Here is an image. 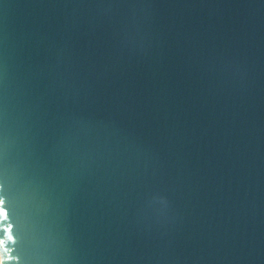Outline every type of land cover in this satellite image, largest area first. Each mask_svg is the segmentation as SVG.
I'll list each match as a JSON object with an SVG mask.
<instances>
[{"label":"water","instance_id":"water-1","mask_svg":"<svg viewBox=\"0 0 264 264\" xmlns=\"http://www.w3.org/2000/svg\"><path fill=\"white\" fill-rule=\"evenodd\" d=\"M0 184L4 264H264V0H0Z\"/></svg>","mask_w":264,"mask_h":264},{"label":"snow or ice","instance_id":"snow-or-ice-1","mask_svg":"<svg viewBox=\"0 0 264 264\" xmlns=\"http://www.w3.org/2000/svg\"><path fill=\"white\" fill-rule=\"evenodd\" d=\"M3 185L0 184V222L7 221L9 219V212L6 208V201L3 197ZM9 240H12V235H9ZM4 241L0 240V244H3ZM0 264H4V261L0 259Z\"/></svg>","mask_w":264,"mask_h":264}]
</instances>
